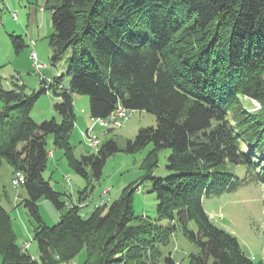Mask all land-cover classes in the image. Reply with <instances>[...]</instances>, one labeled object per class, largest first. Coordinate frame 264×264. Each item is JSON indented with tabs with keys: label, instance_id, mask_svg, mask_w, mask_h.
Instances as JSON below:
<instances>
[{
	"label": "trees",
	"instance_id": "1",
	"mask_svg": "<svg viewBox=\"0 0 264 264\" xmlns=\"http://www.w3.org/2000/svg\"><path fill=\"white\" fill-rule=\"evenodd\" d=\"M46 9L54 30L52 60L73 49L71 79L66 87L65 75L53 77L32 95L21 86H0V168L5 159L26 176L24 204L37 222L39 247V259L23 250L0 203L2 264H71L84 249V264H176L163 248L178 229L201 249L189 264H264L248 257L238 238L215 225L203 207L204 197L241 182L230 165L245 167L242 182L264 185V0H47ZM11 38L17 52L25 47L22 38ZM49 90L59 100L54 109L60 123L31 117L36 100ZM76 94L89 96L92 119L107 118L118 104L156 116L157 125L140 129L125 147L137 153L153 146L142 182L153 181L155 221L136 214L134 183L85 217L44 179L48 135L78 174L87 176L88 169L96 180L108 158L121 151L110 139L97 152L74 156ZM164 148L171 149L170 174L152 177ZM41 199L59 210L57 224L43 222Z\"/></svg>",
	"mask_w": 264,
	"mask_h": 264
},
{
	"label": "rangeland",
	"instance_id": "2",
	"mask_svg": "<svg viewBox=\"0 0 264 264\" xmlns=\"http://www.w3.org/2000/svg\"><path fill=\"white\" fill-rule=\"evenodd\" d=\"M46 5L47 0H0V86L5 90L21 86L25 95H32L42 89L40 76L51 81L53 77L61 74L65 75L64 85L69 86L71 77L67 72L73 49L68 48L59 60H52L55 51L50 46L49 39L54 30L51 12L46 9ZM12 35L22 38L25 42V47L18 52ZM32 53L36 54L37 64L45 66L41 71L37 70ZM57 101L59 100L52 90L41 94L31 110V117L38 123L52 119L60 123L62 118L54 109ZM243 102L248 107L255 109L260 107L256 101L244 99ZM3 106L0 100V109ZM74 111L77 122L72 130L70 143L74 156L80 159L83 155L97 152L100 145L95 149L89 147L85 137L93 125L89 96L74 95ZM95 125L93 135L99 138L100 144L114 139L121 149L108 158L102 177L96 180L92 171L88 169L87 176L78 174L69 165L64 150L55 146L54 136L48 135L47 148L55 153L54 156L49 153L47 167L43 172L44 179L55 191L62 194V201L69 200L70 204H77L85 217L89 216L101 200L110 205L121 197L125 187L134 183L137 189L134 193L136 214L148 216L151 221H155L158 201L154 194L149 193L153 188V181L142 182L146 174L143 162L153 146L149 144L137 153L126 152L125 147L127 141L133 140L140 129L155 127L156 116L146 111H134L120 128L110 121L104 126L99 123ZM170 154L169 148L159 152L158 166L153 169L152 177L165 178L170 174L167 169ZM229 171L241 182L234 189L224 191L220 195L204 197L203 207L215 225L238 238L248 257L257 262H264V185L242 182L245 177V167L242 165L236 167L230 165ZM15 173L12 166L3 159L0 168V203L11 216L17 243L22 246L29 242L27 252L39 259V247L35 240L37 222L25 207L24 202L28 198L26 189L24 187L15 189L12 184ZM67 179H70V182ZM84 190L86 192L82 200H79L80 193ZM38 208L46 225L53 226L59 222L60 212L51 201L41 199ZM191 227L195 228V225L191 224ZM200 252L199 245L186 237L180 229L176 231L169 245L163 248L164 256L171 255L176 264H189L190 256ZM86 258L87 251L84 249L71 264H84ZM209 264H213L212 259Z\"/></svg>",
	"mask_w": 264,
	"mask_h": 264
},
{
	"label": "built area",
	"instance_id": "3",
	"mask_svg": "<svg viewBox=\"0 0 264 264\" xmlns=\"http://www.w3.org/2000/svg\"><path fill=\"white\" fill-rule=\"evenodd\" d=\"M14 19L16 20V14ZM32 58L35 60V64H36V68L37 70H40L45 68L44 65H40L37 64V57L36 54L32 53ZM39 81L43 82V83H47L50 84L51 82L49 81L48 78L44 77V76H40L39 77ZM134 113V110L128 109L123 107L122 105L118 104V106L112 111V113L105 119H110L113 122H118V128L122 127L124 125V123L130 118V116ZM93 125L90 127V131H89V142H87V144L89 145V147L91 148H97L100 145V141L99 138L96 137L95 135H93L94 132V128H95V119H92ZM100 126V125H99ZM51 155V153H50ZM68 182H70V179H67ZM26 182V176L22 171H16V174H14V177L12 179V184L14 186L15 189H20L21 187L24 186ZM104 201V200H101ZM97 206H95L96 208ZM29 249V242H25L23 244V250L24 251H28Z\"/></svg>",
	"mask_w": 264,
	"mask_h": 264
},
{
	"label": "bare ground",
	"instance_id": "4",
	"mask_svg": "<svg viewBox=\"0 0 264 264\" xmlns=\"http://www.w3.org/2000/svg\"><path fill=\"white\" fill-rule=\"evenodd\" d=\"M112 122L115 126H118V122H113L112 120L110 119H103V118H95V123H99L101 126H104L106 122ZM90 131V130H89ZM89 131L86 133L85 137H86V140L89 142ZM98 148V147H97ZM107 192V191H106ZM105 203H108V202H104V201H101L100 204H105ZM29 247H30V244H29Z\"/></svg>",
	"mask_w": 264,
	"mask_h": 264
},
{
	"label": "crops",
	"instance_id": "5",
	"mask_svg": "<svg viewBox=\"0 0 264 264\" xmlns=\"http://www.w3.org/2000/svg\"><path fill=\"white\" fill-rule=\"evenodd\" d=\"M40 82H41V81H40ZM50 153H51V155H53V156H54V153H55V152H54V151H51ZM53 156H52V157H53ZM22 246H23V245H22Z\"/></svg>",
	"mask_w": 264,
	"mask_h": 264
}]
</instances>
